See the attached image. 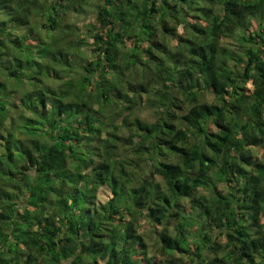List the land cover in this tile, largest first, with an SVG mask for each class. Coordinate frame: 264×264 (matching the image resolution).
Wrapping results in <instances>:
<instances>
[{
  "label": "trees",
  "instance_id": "16d2710c",
  "mask_svg": "<svg viewBox=\"0 0 264 264\" xmlns=\"http://www.w3.org/2000/svg\"><path fill=\"white\" fill-rule=\"evenodd\" d=\"M99 2L0 0V264H264V0Z\"/></svg>",
  "mask_w": 264,
  "mask_h": 264
},
{
  "label": "rangeland",
  "instance_id": "374dc122",
  "mask_svg": "<svg viewBox=\"0 0 264 264\" xmlns=\"http://www.w3.org/2000/svg\"><path fill=\"white\" fill-rule=\"evenodd\" d=\"M100 0H89V4L87 7L85 8V13L81 14V15H76V14H71L68 17V20L71 22V24H74L76 26L75 31V39H81L82 36H84V32L82 29V25L86 24L88 22H93L94 21V8L96 5H98L100 2ZM84 38V37H83ZM90 40H88L87 43H89ZM87 46V45H86ZM86 51H88V49L86 48ZM206 99L208 101L212 100V97L207 94L206 95ZM139 116L141 119L143 120H147L149 122H153L154 120V115L152 113L151 109H147L144 108L141 110V112L139 113ZM211 130H214L213 127H210ZM260 153L261 151H259L258 153H256L257 157H260ZM157 182H161V179L159 177H155ZM110 198V192L108 189H106L105 187H101L98 189V193H97V200L100 202H105ZM148 228L149 226L147 225L146 222L142 221L141 225H140V230L147 232L148 233ZM151 253L153 256H157V258H160V255L155 251V249L152 248Z\"/></svg>",
  "mask_w": 264,
  "mask_h": 264
}]
</instances>
